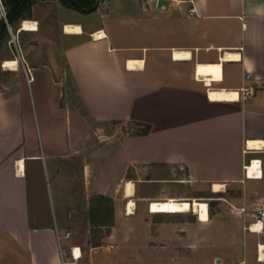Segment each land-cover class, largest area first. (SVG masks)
I'll use <instances>...</instances> for the list:
<instances>
[{
	"label": "crops",
	"instance_id": "1",
	"mask_svg": "<svg viewBox=\"0 0 264 264\" xmlns=\"http://www.w3.org/2000/svg\"><path fill=\"white\" fill-rule=\"evenodd\" d=\"M94 7L78 10L58 0H37L17 26L29 39L16 36L15 52L13 42L4 46L10 56L0 64V264H61L60 249L70 260L72 246L82 256L67 264H104L98 250L115 249L117 224L133 214L126 211L128 181L130 198L135 197L128 170L144 160L147 143L155 139L197 145L162 158L198 161L199 179L207 185L202 197L227 206L216 218L241 219L250 234V257L264 264L257 254L264 227L244 228L252 210L264 208V0H169L164 8L155 0H96ZM24 20L32 27L22 30ZM232 52L238 57H226ZM9 60L15 61L13 68L3 66ZM201 62L221 64L222 80L213 88L195 78ZM35 77L49 97L52 113L43 106L45 122L53 116V123L69 124V133L47 138L42 154L31 142L23 97L25 84ZM241 87L253 91L243 96ZM218 89L236 90L238 96L212 99L210 91ZM70 123H94L109 135L100 141L80 137ZM127 123L142 129L127 134L122 127ZM251 160H256L252 174L246 168ZM38 161L49 179L46 184L42 179V189L35 178ZM215 183L220 191H214ZM94 195L111 198L113 206L112 225L99 228V245L92 243L89 220ZM170 197L184 198H163ZM208 214L206 222L197 219L199 227L215 219ZM80 224L84 244L71 240ZM181 228L184 237L171 245L153 230V239L151 231L135 247L158 255L155 241H162L166 261L175 264V243L184 239L182 246L191 245V225ZM194 239L195 247L201 238Z\"/></svg>",
	"mask_w": 264,
	"mask_h": 264
},
{
	"label": "rangeland",
	"instance_id": "2",
	"mask_svg": "<svg viewBox=\"0 0 264 264\" xmlns=\"http://www.w3.org/2000/svg\"><path fill=\"white\" fill-rule=\"evenodd\" d=\"M0 16L2 12L0 10ZM21 22V21H20ZM19 22L17 23L18 26ZM10 27V26H9ZM18 28V27H17ZM15 36V45H17V37L21 40H28V35L24 32L12 31ZM9 31V30H8ZM10 35V32H9ZM11 35L9 36V42ZM8 43V42H7ZM11 45L15 52L17 48ZM6 43L0 49V64L1 60L10 56L8 49L4 48ZM10 52V51H9ZM5 63H3V66ZM1 67V66H0ZM6 67V66H4ZM0 68V76H1ZM23 97L25 99V114L29 116V136L31 142L35 143L42 154V144L46 142L47 138L55 140L56 137L65 135V131L69 133V124L53 123V116H50L52 121L45 122L43 118V106L47 108L49 97L42 92V79L38 77L32 78L30 82L25 84L23 89ZM48 113H52L49 109ZM94 123H70L71 132L80 137L91 138V140L100 141V137L104 138L109 135V131L101 126H95ZM123 125V126H122ZM127 134H134L137 130H141V126H136L135 123L122 124ZM105 144L108 141H104ZM147 152L143 154V161H139L128 170V173L134 181L135 187V207L132 215L122 217L119 224H117L116 247L111 251L103 249L98 250L99 255L104 258V264H172L166 261V254L163 252L162 241H155L159 253L154 251V254L141 253L139 248L135 247L140 239L143 240L150 234V238H154L153 230H159L163 235L165 241L169 245L182 236V226L191 225L192 237L190 246H182L184 239L175 243V264H255L254 259L250 257L249 246V232L242 230L241 219L236 220L228 218H216V211H227V206H216L208 199L202 197L205 194L207 185L199 179L198 161L197 160H171L169 158H162L163 154L172 153L183 150L184 148L193 149L197 145L194 143H186L184 140L165 141L150 140L147 143ZM161 157V158H160ZM37 172L35 178L37 179L38 189H42L43 184L47 183L48 176L46 169L42 166V162H35ZM44 176V177H43ZM46 182V183H45ZM208 196H211L207 192ZM220 196V193L215 194V197ZM165 196L184 197L191 199L192 197L204 199L208 205V212L213 213V221L206 224V226L199 227L197 216L193 212L187 213H150L148 214V201L150 199L161 198ZM143 197V198H142ZM214 202V201H213ZM216 203V202H214ZM213 205V206H212ZM148 211V212H147ZM219 211V212H220ZM248 221V220H246ZM154 222L153 226L151 223ZM157 223V225H156ZM170 225L175 228V233H180L174 236L173 233L164 232L165 225ZM151 225V226H150ZM247 225V224H246ZM76 233L72 234L71 240L79 241L84 244L86 235L84 234V225H77ZM172 231V230H171ZM150 232V233H149ZM128 241L125 242V238ZM178 237V238H177ZM184 237V236H182ZM180 237V239H182ZM195 238H201L198 245ZM149 242V240H148ZM147 242V243H148ZM160 242V243H158ZM181 242V243H180ZM187 242V243H188ZM185 247V248H184ZM192 247V248H191ZM156 248V249H157ZM153 255L157 257H153ZM221 260V261H220ZM243 260V261H241ZM221 262V263H220Z\"/></svg>",
	"mask_w": 264,
	"mask_h": 264
},
{
	"label": "bare ground",
	"instance_id": "3",
	"mask_svg": "<svg viewBox=\"0 0 264 264\" xmlns=\"http://www.w3.org/2000/svg\"><path fill=\"white\" fill-rule=\"evenodd\" d=\"M22 30L23 29H29V27H32V23L24 20L21 23ZM66 30L68 31H75L78 30L77 27L74 26H66ZM183 52V51H182ZM176 57H181L182 55H187L185 53H178L175 52L174 54ZM226 57L228 58H236L238 57V54L236 53H227ZM14 60H9L5 63L6 67L13 68L14 67ZM16 65V64H15ZM131 65V63H130ZM221 64L219 62L217 63H197L196 65V74L198 77L205 76L209 73L212 69H219ZM5 67V68H6ZM219 76L217 77V79ZM209 91V90H208ZM209 96L212 99H236L238 96V93L236 90H224V89H218V90H212L209 93ZM208 96V97H209ZM252 144L253 142H249ZM255 163V161L253 162ZM252 168L251 166L248 167V172L252 174ZM220 184H213L214 191H220ZM132 188L133 183L131 181H128L126 183L125 191L126 195L128 196V199L126 201V211L128 213H133L135 202L130 196L132 195ZM148 211L150 213H159V212H166V213H187V212H193L196 214L197 219L199 221L206 222L209 218V212H208V205L207 202L204 199L201 198H163V199H154L148 202ZM260 225L253 224L251 225V231H260L259 229ZM259 260H264V244H259V252H258Z\"/></svg>",
	"mask_w": 264,
	"mask_h": 264
},
{
	"label": "trees",
	"instance_id": "4",
	"mask_svg": "<svg viewBox=\"0 0 264 264\" xmlns=\"http://www.w3.org/2000/svg\"><path fill=\"white\" fill-rule=\"evenodd\" d=\"M37 0H0L3 6L4 15L0 16V49L9 40V31L7 24L12 31L17 29V23L30 16L31 6ZM61 5L78 9V10H92L96 0H58ZM7 20V24L4 20ZM149 125H144L143 133H146ZM113 206L112 199L103 195H94L90 198L89 220L92 231V243L94 245L100 244L99 229L101 226H111L113 222ZM108 231V229H106Z\"/></svg>",
	"mask_w": 264,
	"mask_h": 264
},
{
	"label": "built area",
	"instance_id": "5",
	"mask_svg": "<svg viewBox=\"0 0 264 264\" xmlns=\"http://www.w3.org/2000/svg\"><path fill=\"white\" fill-rule=\"evenodd\" d=\"M166 1H169V0H166ZM155 3H157V0H155ZM0 10L2 12V15H4L3 6H2L1 2H0ZM9 32L11 35L10 42L14 43L15 42V36L11 33V30H9ZM15 44L16 43H14V45ZM15 47H16V45H15ZM218 76H219V78L217 79ZM247 76H248V74L246 75V77ZM195 78L199 81H202L206 86L211 87L212 84L219 83L222 80L221 66L219 67V69L210 70L207 75L201 76V77H198L196 72H195ZM212 88H213V86H212ZM240 91H241L243 96H246V95L251 94L253 89H252V87H241ZM254 161H256V160H251V163L249 164V166H252ZM249 166L246 167L247 171H248ZM258 166H260V165H258ZM252 214H253V219L251 221H249V223L244 228L251 231V225L258 224V225H260V232H261L263 230V227H264V208L255 207L252 210ZM59 238H60L59 235H57L58 240H59ZM106 247L111 248L112 245L109 244ZM258 252H259V244H257V254H258ZM59 254H60L61 264L76 263L80 259V257L82 256V253H81L80 248L78 246H72L70 248V251H69L70 260L65 259V254H63L61 249L59 251Z\"/></svg>",
	"mask_w": 264,
	"mask_h": 264
},
{
	"label": "water",
	"instance_id": "6",
	"mask_svg": "<svg viewBox=\"0 0 264 264\" xmlns=\"http://www.w3.org/2000/svg\"><path fill=\"white\" fill-rule=\"evenodd\" d=\"M167 1L166 0H157L156 7L158 8H164L166 6ZM4 22L7 24V20L5 19ZM7 29L10 30L9 25L7 24Z\"/></svg>",
	"mask_w": 264,
	"mask_h": 264
},
{
	"label": "flooded vegetation",
	"instance_id": "7",
	"mask_svg": "<svg viewBox=\"0 0 264 264\" xmlns=\"http://www.w3.org/2000/svg\"><path fill=\"white\" fill-rule=\"evenodd\" d=\"M212 199H214V197H212Z\"/></svg>",
	"mask_w": 264,
	"mask_h": 264
}]
</instances>
